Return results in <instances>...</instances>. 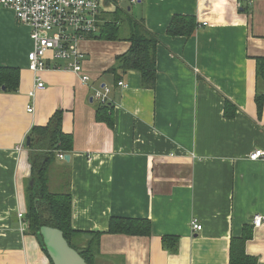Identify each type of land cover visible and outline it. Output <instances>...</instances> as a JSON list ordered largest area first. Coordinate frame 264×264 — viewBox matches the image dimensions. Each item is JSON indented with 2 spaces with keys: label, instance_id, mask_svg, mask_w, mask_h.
<instances>
[{
  "label": "crops",
  "instance_id": "crops-1",
  "mask_svg": "<svg viewBox=\"0 0 264 264\" xmlns=\"http://www.w3.org/2000/svg\"><path fill=\"white\" fill-rule=\"evenodd\" d=\"M127 11L159 40L153 90L140 87L137 72L121 76L124 88L105 74L128 42L86 39L78 48L89 83L42 72L44 89L29 97L30 29L0 7V67L20 72L15 93L0 91V264H50L25 234L26 139L56 110L73 148L68 162L56 157L49 167L48 188L70 194L73 230L104 233L93 264H229L230 239L254 216L262 222L245 253L264 264V160H249L264 151V103L258 117L254 102L264 94L255 74L264 57V0H145ZM175 15L196 19L192 36H167ZM103 85L112 128L95 116L93 91ZM111 218L149 221L151 235L107 234ZM192 218L200 232L191 230ZM165 236L178 238L176 254L163 250Z\"/></svg>",
  "mask_w": 264,
  "mask_h": 264
},
{
  "label": "trees",
  "instance_id": "trees-1",
  "mask_svg": "<svg viewBox=\"0 0 264 264\" xmlns=\"http://www.w3.org/2000/svg\"><path fill=\"white\" fill-rule=\"evenodd\" d=\"M127 10V8L115 9L108 14L113 16L112 19H104L102 15L98 16L104 20L99 25L98 33L94 36H87L86 39L128 42V50L115 57L114 65L105 74L112 75L117 86L121 76L134 71L139 74L140 87L153 90L156 80V50L159 40L156 35L146 29L143 19L133 18ZM120 15H123L127 23V35L124 38L119 37ZM197 27L198 24L193 16L175 15L166 28V34L172 38H189ZM255 62L256 78L264 81V57L257 58ZM19 81L18 68L0 67V91L15 93L19 88ZM254 102L257 116L260 117L264 94H256ZM111 109L109 103L105 105L98 103L95 110L96 120L106 124L109 128L113 127ZM230 109H232V105L229 101H225L224 110L227 116L232 115L228 112ZM62 121L63 112L56 110L46 125L34 126L28 134L30 178L25 190V234L36 237L40 229L44 227L58 230L71 249L82 250L80 256L86 264H93L95 257L99 255L100 238L104 233H82L73 230L71 227L70 194L54 193L48 188V170L55 162L57 154H69L73 148L72 135L63 132ZM252 230L251 226L244 225L240 237L230 239L229 264H257L256 258L247 256L245 253V243L252 238ZM107 234L148 237L151 235V224L145 220L111 218ZM161 245L163 250L176 254L178 238L162 237ZM49 263L52 264L50 259Z\"/></svg>",
  "mask_w": 264,
  "mask_h": 264
},
{
  "label": "built area",
  "instance_id": "built-area-1",
  "mask_svg": "<svg viewBox=\"0 0 264 264\" xmlns=\"http://www.w3.org/2000/svg\"><path fill=\"white\" fill-rule=\"evenodd\" d=\"M145 0H0V7L10 10L19 24L30 29L32 50L27 54V69L34 76L33 89H44L40 77L42 72H65L79 78L82 84L89 83L84 73L82 62L84 54L79 50L78 43L98 33L99 25L104 20L98 16L111 13L115 9H129ZM118 87L124 88L119 81ZM110 88L106 85L95 89L92 98L99 104L109 103ZM27 113H32V106H27ZM63 160V154L57 155ZM249 160H264V151L256 150L249 155ZM22 220L23 214L17 215ZM262 218L254 216L252 227L261 225ZM193 232H200L202 226L196 218L190 221Z\"/></svg>",
  "mask_w": 264,
  "mask_h": 264
},
{
  "label": "water",
  "instance_id": "water-1",
  "mask_svg": "<svg viewBox=\"0 0 264 264\" xmlns=\"http://www.w3.org/2000/svg\"><path fill=\"white\" fill-rule=\"evenodd\" d=\"M26 145L29 146V137L26 139ZM64 160L68 162L69 156L66 155ZM36 240L52 264H86L80 256L82 250L71 249L58 230L41 228L36 235Z\"/></svg>",
  "mask_w": 264,
  "mask_h": 264
},
{
  "label": "rangeland",
  "instance_id": "rangeland-1",
  "mask_svg": "<svg viewBox=\"0 0 264 264\" xmlns=\"http://www.w3.org/2000/svg\"><path fill=\"white\" fill-rule=\"evenodd\" d=\"M125 9V8H124ZM109 13H104L102 16L104 19H112V15H108ZM119 37L124 38L127 35V23L125 22L123 15L119 16ZM64 156V155H63ZM65 157V156H64ZM64 160V158H63Z\"/></svg>",
  "mask_w": 264,
  "mask_h": 264
}]
</instances>
